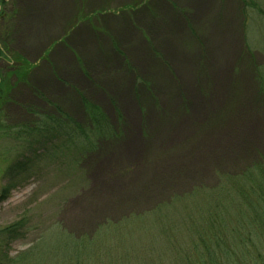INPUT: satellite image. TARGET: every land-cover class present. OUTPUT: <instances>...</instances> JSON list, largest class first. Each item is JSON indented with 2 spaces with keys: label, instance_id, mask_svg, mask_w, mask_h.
<instances>
[{
  "label": "rangeland",
  "instance_id": "obj_1",
  "mask_svg": "<svg viewBox=\"0 0 264 264\" xmlns=\"http://www.w3.org/2000/svg\"><path fill=\"white\" fill-rule=\"evenodd\" d=\"M243 1H8L0 29L15 17L10 57L31 68L0 110V263L100 228V264H264V0ZM86 103L117 146L78 158L20 128L54 107L85 128Z\"/></svg>",
  "mask_w": 264,
  "mask_h": 264
},
{
  "label": "trees",
  "instance_id": "obj_2",
  "mask_svg": "<svg viewBox=\"0 0 264 264\" xmlns=\"http://www.w3.org/2000/svg\"><path fill=\"white\" fill-rule=\"evenodd\" d=\"M8 1L10 0L0 1V16L3 18L9 17V14L5 12V10H7ZM241 1L244 3L243 0ZM14 18L15 17L11 15L7 25L0 29V60H10V63H17L19 64V67L13 70H9V72L4 75H2L0 71V110L6 103V97L9 95L10 91L13 90V87L10 84L12 78L17 77L19 80L26 78L29 68H31V65L24 63L22 59H20L17 55L10 57L11 52L8 42L10 39V35H12V22ZM7 54L9 56H7ZM36 95L39 100H42L46 105L48 104L52 106L51 102L47 100V98L42 95H40V98V96H38V93H36ZM48 108L47 110H50V107ZM85 109V128L76 120H73L69 116H65L64 112L58 107H54L55 112L53 113V115H51L52 113L50 114V112L48 111L44 112L40 109H38L40 111L32 109L31 114H33L34 117H36V119L38 120H41L42 118V121H38L36 122V124L29 125L30 127L25 125V128L20 124V128H28L30 134L37 131L36 133L41 135L40 137L42 138L39 142L40 144L42 143L41 145H48L50 143H53L54 141L59 140L60 137H66L71 144H74L76 146L78 151V158H88L93 153L98 152V150H104L105 147L117 146L118 143L121 142L123 138L122 136H124V130H117L111 124L109 118L99 108L86 103ZM57 115L60 116V119H57ZM32 120L35 121L33 118ZM74 127H77V129ZM77 131L80 132L79 136L77 134ZM26 162L27 161H21L20 163H16L13 166L14 171L18 172L17 169L19 168L24 169L25 166H27ZM13 167L11 168L12 171ZM4 193H6V191H4ZM21 225L22 223H17L5 230L10 239L13 235H16L20 231ZM60 233L61 236H59ZM96 233H102V231H100V228L92 235L78 237H76L74 234H67L62 232L47 235V232L46 235L42 236L39 239L38 243L34 247H31L26 252L22 253L15 259L9 260L8 262L9 264H33L35 258H40L42 256L41 251H44V257L45 259H47V263L56 264L53 259L49 258V256L53 255L54 250L57 248L63 253V256L61 254L59 257L62 256L65 262H68V264H100L97 259H92L89 261L88 254L85 253V248L91 245L92 239H94ZM68 235L70 237H68ZM85 240H87V242H85ZM33 254H36V256H34ZM45 259L42 260L43 263H45Z\"/></svg>",
  "mask_w": 264,
  "mask_h": 264
},
{
  "label": "bare ground",
  "instance_id": "obj_3",
  "mask_svg": "<svg viewBox=\"0 0 264 264\" xmlns=\"http://www.w3.org/2000/svg\"><path fill=\"white\" fill-rule=\"evenodd\" d=\"M255 131H256V129H253V128L250 129V134H251V135H254V134H255Z\"/></svg>",
  "mask_w": 264,
  "mask_h": 264
}]
</instances>
